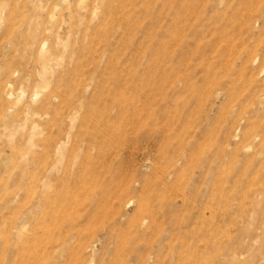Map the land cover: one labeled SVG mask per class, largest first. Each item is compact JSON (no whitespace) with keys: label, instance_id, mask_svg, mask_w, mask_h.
Here are the masks:
<instances>
[{"label":"rangeland","instance_id":"1","mask_svg":"<svg viewBox=\"0 0 264 264\" xmlns=\"http://www.w3.org/2000/svg\"><path fill=\"white\" fill-rule=\"evenodd\" d=\"M0 264H264V0H0Z\"/></svg>","mask_w":264,"mask_h":264}]
</instances>
